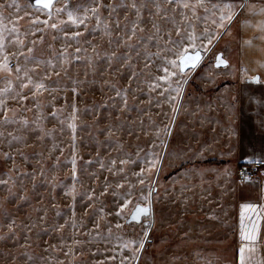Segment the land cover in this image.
<instances>
[{
	"label": "snow or ice",
	"instance_id": "6c2138e0",
	"mask_svg": "<svg viewBox=\"0 0 264 264\" xmlns=\"http://www.w3.org/2000/svg\"><path fill=\"white\" fill-rule=\"evenodd\" d=\"M6 8H15L17 13L21 10L16 0L0 3V143H7L9 149H12L14 144L27 146L30 135H34L39 142L45 138L55 141L54 133L57 129L46 127V121L50 119L58 121L61 126L58 131L61 133L65 125L71 132L72 183L57 184L55 176L49 179L43 166L39 169L44 183L48 184L51 190L63 187L64 195L71 201L68 205L70 216L64 219L63 223L53 222L50 228H42L45 233L52 231L61 234V244L49 245V248L63 251L66 257L75 255L74 249L84 243L75 236L83 235L89 238L88 243L101 242L109 247L113 252L108 258L110 261L116 264H140L146 245L151 242L155 225L154 209L159 201V190L162 186L163 157L157 148H163L167 155V144L160 140V136L162 134L169 138L172 135L176 116L184 106L185 88L192 78L190 70L203 66L206 54H211L225 38L247 47H253L255 41L264 42V2L257 4L250 0H239V3L232 0H87L86 3L73 7L70 0H32L28 5L31 11L25 12L32 27L24 32L17 26L19 16L16 20L5 22ZM248 30H251L253 35L246 38L243 33ZM46 32H51L52 42L47 46L48 58L41 59L34 53L38 43H45ZM97 35L103 42L99 45L88 39ZM30 36L34 38L29 39ZM57 43L59 47H56ZM104 44L108 50L102 53L98 48H102ZM82 60L87 65L85 79H79L78 74L76 78H72L70 69ZM100 61L107 63L105 71H111L115 65H119L116 71L127 70V87L117 89L114 84H108L110 90L115 93V98L122 102L119 108L121 113L129 110L128 93L132 90V82H138L136 91H143L139 87L143 77L142 82L149 97L148 103L151 104L155 100L156 107L160 109L167 104L171 115L161 113L169 119L162 128H155L154 135L159 143L153 141L148 149L135 145L130 146L133 147L132 151H127L120 139L113 140V137L123 131V122L109 123L98 129L99 134L106 137L103 143L114 145L118 154L113 157L109 153L107 157H102L98 151L95 158L86 160L82 168L78 169L77 159L83 158L76 151L79 109L73 102L70 105L71 115L67 119H61L57 115L60 110L56 109L55 102L57 93L64 90L60 87L62 78L71 80V91L74 96H78V89L88 82V75L97 74ZM137 65H140L139 71ZM208 67H229V60L225 58L223 50ZM260 67H264V64ZM208 79L211 81L213 77L209 76ZM250 82L260 84L264 83V80L255 75L250 77ZM63 98L67 103V96ZM11 104L17 107L14 108ZM47 109L51 111L46 114ZM28 113L33 115L29 117ZM115 119L118 121L119 116ZM96 123L99 124V120ZM128 134L133 135L131 130ZM57 150L61 153L64 151L53 142L48 158H53V153ZM15 152L21 159H26L19 147ZM208 152H214L212 145L202 146L193 156L203 159ZM38 155L42 157L43 153ZM3 158L15 165V156L11 151L3 152ZM55 159L59 161L58 157ZM249 163L264 164V158L252 159ZM93 165H98V171L89 172ZM56 166L54 165V168ZM210 171L213 170L192 168L182 173L180 178L196 175L200 177L201 183H204V175ZM81 174L88 175L94 181L86 190H81ZM225 174H228L227 169ZM36 176V171L21 173L15 166L0 176V188L7 192L4 202L16 203L19 209V202L29 201L27 192L21 195L16 189L18 184L23 189L24 180L30 177L33 182L32 190L35 192ZM244 179L252 182L250 176ZM176 182L173 181V185ZM181 187L183 189L186 186L182 184ZM78 203L84 209L82 215H78ZM49 207L54 211L55 218L63 216L54 198ZM242 209L255 213V219L248 216L249 224L246 225L242 211V243L238 249L237 264H253V254L260 242V221L264 220V203H245ZM34 211L37 213L39 225H47L48 208H35ZM0 215L5 221L0 227L7 229L5 234L0 235V240L17 243L20 239L17 235L19 229L25 240L20 247H31L28 241L32 230L38 224L26 221L18 224L7 208H4ZM85 217L91 227L85 223ZM126 226L132 233L135 232L136 226H139L141 231L139 235H122ZM67 228L73 232L71 244H67L63 239ZM37 235L39 236V233ZM44 251L47 252L48 248ZM21 255L25 258L24 264H49L47 258L33 256L27 251ZM12 259L15 260L16 257ZM176 259L179 258H172L173 261ZM56 264L64 262L57 261ZM256 264H264V258Z\"/></svg>",
	"mask_w": 264,
	"mask_h": 264
},
{
	"label": "rangeland",
	"instance_id": "374dc122",
	"mask_svg": "<svg viewBox=\"0 0 264 264\" xmlns=\"http://www.w3.org/2000/svg\"><path fill=\"white\" fill-rule=\"evenodd\" d=\"M5 0H0V3ZM10 3L11 0H8ZM21 10L17 13L15 8H6L4 15L5 22L16 20L18 27L22 32L30 29L31 20L25 14L31 11L28 5L32 0H16ZM73 7L86 3L87 0H70ZM239 3V0H232ZM43 18V17H41ZM239 20L237 21V25ZM11 26V24H9ZM235 31V29H234ZM34 37H29L32 39ZM93 43L99 45L102 42L99 35L88 37ZM45 43L37 44L35 55L41 59H47L49 56L47 46L51 43V32H46L44 36ZM83 42V41H82ZM227 46V47H225ZM59 47V43L56 44ZM102 53L107 51V45L98 48ZM224 52L225 58L229 60V67L211 68L208 65L214 63L216 53ZM90 51V50H89ZM237 41L230 38L221 40L216 49L208 54L203 61V66L196 70H190L191 80L185 88L183 108L176 116L175 126L172 135L165 138L162 134L160 140L167 144V155L163 148H157V151L163 157V171L161 172L160 198L155 204V225L151 233V242L146 245L145 251L140 260V264H235V240H234V213L236 206V169L234 161V152L236 153V70H237ZM107 63L100 61L98 71L95 76L89 74L87 83L81 85L78 89L79 95L74 96L71 88L73 87L70 79H63L60 87L64 90L57 93L55 102L56 109H59L57 115L61 119H67L71 115L70 105L74 102L79 109L78 112V136L76 142V151L82 159H77L78 169L82 168L85 161L96 157L99 151L102 157H107L109 153L115 157L118 153L115 146L104 144L106 137L99 134L98 129L104 128L107 124H118L123 122L124 129L118 133L113 140L120 139L127 151H132L133 147L139 145L148 149L153 141L159 143L154 135L157 126L163 127L169 119L162 115V112L170 114L167 104L163 109L156 107L155 100L148 103L147 89L143 84V77L139 82V87L143 91H136L137 83L132 82V90L128 93L129 110L121 113L119 108L122 102L115 98V93L110 90L108 84H114L117 89L127 87L129 84L128 73L125 69L116 71L119 65H115L111 71L107 69ZM87 65L82 60L79 64H74L70 69V76L84 80V72ZM140 65H137L139 71ZM212 76L213 80L208 77ZM107 82V83H106ZM67 96V103L63 97ZM155 96V94H153ZM113 97L115 99H109ZM47 103V101H44ZM107 104V107L103 105ZM114 105V106H113ZM12 107H17L11 104ZM51 109L46 110L50 112ZM29 117L33 114L28 113ZM111 116V118H110ZM119 116V120L115 119ZM99 120V124L96 121ZM141 121L143 123L141 124ZM48 129H57L54 133L55 141L51 138H45L39 142L34 135H30L27 146L13 145L8 148L7 143H0V176L7 173L12 167H16L19 172L32 173L37 172L35 183L37 188L32 190V180H24L23 189L18 187L21 195L27 192L29 201L19 202L17 209L16 203H5L7 192L0 188V212L7 208L19 224L21 221L36 222L38 226L32 230L29 248H21L25 243L23 233L17 229V235L20 237L17 243L10 240H0V264H24V257L21 255L27 251L36 257H45L49 264H56L57 261H63L64 264H116L108 258L113 255L109 247L104 243H88V237L83 235L75 236L76 239L83 241V245L74 249L75 255L65 256L63 251L53 250L49 245H60L61 234L49 231H42L43 227H51L53 222L63 223L64 219L70 216L68 205L70 198L64 195L63 187H56L54 190L44 183V178L39 175V169L43 166L47 176L51 179L55 176L57 184L70 185L71 181V132L67 126L61 133V127L56 120L46 121ZM129 130L133 135H129ZM147 133V135L145 134ZM137 136L139 139H137ZM97 141L100 143L98 144ZM55 142L64 149L63 153L55 151L53 158H48L49 150ZM204 145H212L214 152H208L203 159L196 158L193 153L199 152ZM19 147L26 159L15 152ZM11 151L15 156V165L12 161H5L3 152ZM43 153L41 157L38 155ZM59 158V161L55 159ZM209 159L220 160V163H206ZM199 163V164H197ZM54 165H57L54 168ZM264 167V166H263ZM192 168L212 169L204 175V183L196 175L181 179V174ZM225 169L227 173L225 174ZM98 171V165H93L89 172ZM16 175V173H13ZM83 184L81 190H86L94 181L86 174L80 175ZM173 181H177L173 185ZM185 185L182 189L181 185ZM79 187V185H78ZM55 199L59 210L63 216L55 218V213L49 207L50 201ZM48 208V224L39 225L35 208ZM78 215H82L84 209L77 204ZM42 214V213H41ZM29 216L31 220H29ZM146 222V221H145ZM5 223L3 216L0 215V225ZM85 223L89 224L87 217ZM87 231V229H84ZM141 229L136 226L135 232L129 227H125L122 235H139ZM7 232L6 228L0 227V235ZM39 233V236L37 235ZM73 232L70 228L65 229L63 239L67 244L72 243ZM48 248L45 252L44 249ZM67 249L65 248L64 251ZM127 254V253H125ZM12 257H16L15 260ZM173 257L179 259L172 260ZM39 264V262H38Z\"/></svg>",
	"mask_w": 264,
	"mask_h": 264
},
{
	"label": "crops",
	"instance_id": "0c3cea01",
	"mask_svg": "<svg viewBox=\"0 0 264 264\" xmlns=\"http://www.w3.org/2000/svg\"><path fill=\"white\" fill-rule=\"evenodd\" d=\"M252 3H262L264 0H250ZM251 37L253 32L243 33ZM237 72H236V165L249 163L250 160L264 158V83H252L250 77L259 75L264 80V42L255 41L253 47L243 46L237 42ZM244 69L248 71L245 72ZM264 166V164H263ZM264 167L261 175L248 181H238L236 184V206L234 213L235 264H237L240 240L241 213L244 212V223L248 216L255 219V213L242 209L245 203H264ZM264 258V220L260 221V242L253 254V264Z\"/></svg>",
	"mask_w": 264,
	"mask_h": 264
},
{
	"label": "built area",
	"instance_id": "2783aa9c",
	"mask_svg": "<svg viewBox=\"0 0 264 264\" xmlns=\"http://www.w3.org/2000/svg\"><path fill=\"white\" fill-rule=\"evenodd\" d=\"M263 170V164L261 163H244L239 164L236 169V177L238 181H247L244 179L246 176H250L251 180L257 179Z\"/></svg>",
	"mask_w": 264,
	"mask_h": 264
},
{
	"label": "trees",
	"instance_id": "16d2710c",
	"mask_svg": "<svg viewBox=\"0 0 264 264\" xmlns=\"http://www.w3.org/2000/svg\"><path fill=\"white\" fill-rule=\"evenodd\" d=\"M221 161L220 160H217V159H209V160H207L206 161V163H220ZM197 164H199V163H197Z\"/></svg>",
	"mask_w": 264,
	"mask_h": 264
},
{
	"label": "water",
	"instance_id": "95a60500",
	"mask_svg": "<svg viewBox=\"0 0 264 264\" xmlns=\"http://www.w3.org/2000/svg\"><path fill=\"white\" fill-rule=\"evenodd\" d=\"M208 54H206V56H207ZM196 70V69H195ZM152 241V240H151Z\"/></svg>",
	"mask_w": 264,
	"mask_h": 264
},
{
	"label": "flooded vegetation",
	"instance_id": "af4514ba",
	"mask_svg": "<svg viewBox=\"0 0 264 264\" xmlns=\"http://www.w3.org/2000/svg\"><path fill=\"white\" fill-rule=\"evenodd\" d=\"M218 54V52L216 53V55Z\"/></svg>",
	"mask_w": 264,
	"mask_h": 264
}]
</instances>
